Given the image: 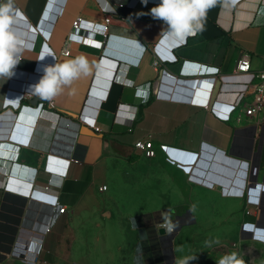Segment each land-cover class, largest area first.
<instances>
[{
  "label": "crops",
  "instance_id": "crops-1",
  "mask_svg": "<svg viewBox=\"0 0 264 264\" xmlns=\"http://www.w3.org/2000/svg\"><path fill=\"white\" fill-rule=\"evenodd\" d=\"M160 3L15 0L23 13L17 30L25 43L14 75L0 78V264H155L149 258L156 246L150 228L156 214L170 208L156 199L176 195L172 182L180 191L183 183L195 194L217 199L215 204L226 206L224 213L258 210L259 223L243 226L248 238L264 242V113L237 121L241 112L233 108L250 80L237 71L240 57L249 54L254 71L264 67V0L217 4L207 14L205 30L184 43L164 35L167 25L152 17L151 9ZM79 17L95 23L111 17L110 35L90 33L65 55ZM128 40H137L143 51ZM79 55L89 61L88 76L50 101L34 93L44 67ZM145 85L146 102L137 96ZM149 138L153 158L135 147ZM38 141L50 147H34ZM99 179L108 182L98 185ZM109 181L117 184L118 195ZM103 186L107 190L101 191ZM112 190L99 199L97 194ZM124 193L150 200L128 209ZM56 202L67 212L45 233ZM126 211L140 226H127L133 241L123 238L124 226L104 241L103 257L95 258L91 249L88 256L76 251L90 245L89 214L105 221ZM195 212L176 217L171 246L159 239L157 264H174L175 242L185 226L196 223ZM186 215L189 222L182 223ZM95 225L103 227L100 221Z\"/></svg>",
  "mask_w": 264,
  "mask_h": 264
},
{
  "label": "rangeland",
  "instance_id": "rangeland-1",
  "mask_svg": "<svg viewBox=\"0 0 264 264\" xmlns=\"http://www.w3.org/2000/svg\"><path fill=\"white\" fill-rule=\"evenodd\" d=\"M104 182H108L107 179H99L97 181L98 185H101ZM110 182V181H109ZM175 185L176 187V195L172 198L166 199H156V201L168 203L169 207L173 209V213L171 216L172 220H175L177 216H183L187 213V211H191L194 207L195 216L197 218L196 223H190V225L185 226L178 235V239L175 242V253L178 258H182L184 256L196 255L195 261L198 259L201 264H216V261L224 254H228L231 252H238L243 257L245 264H264V242L248 238V233L246 230V226L243 225L247 223H259L262 215L258 213V210L251 214L250 208L242 209L243 213H235L228 214L224 213L225 205L223 207H219L216 203L217 199H210L208 195H205L201 192H197L195 194L193 190L183 187V183L181 187L183 190L180 191V187H178L179 183H170ZM110 188L115 187V193L118 195V186L115 182L109 183ZM114 186V187H113ZM179 190V191H178ZM113 193V190L104 194H97L99 199L102 200ZM126 199V203L132 209H138L141 207H145L147 204L144 201H148L150 199H141L134 198L132 195L125 194L122 199ZM118 202L120 198L118 197ZM155 201V199H152ZM228 203V202H227ZM228 205L235 206L236 203H228ZM165 206V205H163ZM168 211L167 209L158 212L156 217L155 225L153 226V237H155L156 246L149 253V258L154 261L155 264L162 261L161 247L159 245V231H157V223L163 220L161 213ZM127 212V211H126ZM250 212V213H249ZM228 214V217L227 215ZM159 215V216H158ZM94 222H92L93 226L89 230H86L87 241L86 243H90L88 247H76L77 252H82L87 254L88 249H91L93 255L95 253L96 256L103 257V249L104 241L106 239H113L115 236V232H118V228L124 229L126 226V231L124 230V237L127 240L133 241L132 232L127 228L130 224L132 229L134 228V216H130V213H123V215H115L112 220H103V218H97L98 215L89 214ZM188 216H184L182 218V223H188ZM250 216V217H249ZM258 220V221H257ZM96 221H100L103 227H97L95 225ZM256 221V222H255ZM125 223V224H124ZM243 227V228H242ZM88 231V232H87ZM252 233V232H250ZM155 235V236H154ZM212 238H219L221 241L218 245H213L211 248L205 246L204 241ZM125 241V240H123ZM182 247V250H180ZM137 246L133 248H127V257H130L134 253V250ZM67 252L72 250V246H68L66 248ZM100 252V253H99ZM102 252V253H101ZM158 253V255L156 254ZM92 255V254H91ZM106 257V254H104ZM88 256V254L86 255ZM128 259V258H127ZM190 263V262H189ZM21 264V263H14Z\"/></svg>",
  "mask_w": 264,
  "mask_h": 264
},
{
  "label": "clouds",
  "instance_id": "clouds-1",
  "mask_svg": "<svg viewBox=\"0 0 264 264\" xmlns=\"http://www.w3.org/2000/svg\"><path fill=\"white\" fill-rule=\"evenodd\" d=\"M146 4L147 0H143ZM234 0H161V3L151 9L154 19L162 20L167 29L162 33L179 43H184L189 37H196L205 30L207 14L210 9L222 4L227 7ZM23 13L16 7L15 0H4L0 3V78H9L14 75V69L19 64L24 50V37L17 30L18 18ZM143 51V46L137 40H128ZM91 68L88 59L83 56L56 62L54 65L44 67V75L39 82L33 85V91L43 100H52L60 95L65 88H71L74 81L82 76H88ZM131 85L132 82H128ZM74 92L75 89H72ZM137 96L145 102L148 99V86L137 89ZM194 207L191 211H194ZM173 209L161 213L164 223L160 225L167 233H172L178 222L171 219ZM219 238L204 241L206 247L220 244ZM182 250V247L181 249ZM196 255L176 258L174 264H189L195 260ZM216 264H245L243 257L238 252L222 255Z\"/></svg>",
  "mask_w": 264,
  "mask_h": 264
},
{
  "label": "built area",
  "instance_id": "built-area-1",
  "mask_svg": "<svg viewBox=\"0 0 264 264\" xmlns=\"http://www.w3.org/2000/svg\"><path fill=\"white\" fill-rule=\"evenodd\" d=\"M110 21L111 17H107L104 23H95L92 21H88L82 17L77 18V20L73 23V30L69 35L67 47L64 49L63 53L65 55H71L72 48L75 46L80 47L81 45H83L86 41L87 35L90 33L104 35L105 37L110 35L108 28ZM159 64V61L155 62V65ZM237 71L242 74L250 75V80L246 83L237 103L233 106L235 111L241 112V114L237 115L236 120L242 121L245 117L257 118L264 113V67L260 70L254 71L252 69L250 55L244 53L238 61ZM51 105L53 106V103H51ZM208 108L209 106H207V109ZM37 143L38 144L33 146L38 149L46 150V147H50L49 143H43L39 141ZM135 147L141 150L142 153L148 158H153L156 155L154 143L151 138L137 141L135 143ZM66 155L68 156L69 160H75L71 153L69 155ZM100 190H107V186H103L102 188H100ZM50 207L53 209L55 217L53 218V221H51L46 226L45 233L50 231L51 226L57 219V216L65 214L67 212V207L65 205H62L60 202H56L55 205ZM175 221L176 218L175 220H173V222L175 223ZM163 223V220L157 223V231H159L160 229H164L163 227H160V225ZM134 228L140 230L139 222L136 223L134 221ZM159 238L161 240L160 234ZM140 251L141 250H139V252Z\"/></svg>",
  "mask_w": 264,
  "mask_h": 264
},
{
  "label": "water",
  "instance_id": "water-1",
  "mask_svg": "<svg viewBox=\"0 0 264 264\" xmlns=\"http://www.w3.org/2000/svg\"><path fill=\"white\" fill-rule=\"evenodd\" d=\"M177 229H178V228H176V230H177ZM176 233H177V232H176ZM176 233H175V234H176ZM159 234H160V236H161V240H166V241H168L169 246L172 245V240H173L175 234H173V235L170 236V237H166V231H165V229H160V230H159ZM161 240H160V242H161ZM168 264H171V261H170Z\"/></svg>",
  "mask_w": 264,
  "mask_h": 264
},
{
  "label": "bare ground",
  "instance_id": "bare-ground-1",
  "mask_svg": "<svg viewBox=\"0 0 264 264\" xmlns=\"http://www.w3.org/2000/svg\"><path fill=\"white\" fill-rule=\"evenodd\" d=\"M176 232H177V230H176V228H175L174 232H172V233H166V237H170V236H172L173 234H175ZM161 243H162V244L165 243V240H161Z\"/></svg>",
  "mask_w": 264,
  "mask_h": 264
},
{
  "label": "flooded vegetation",
  "instance_id": "flooded-vegetation-1",
  "mask_svg": "<svg viewBox=\"0 0 264 264\" xmlns=\"http://www.w3.org/2000/svg\"><path fill=\"white\" fill-rule=\"evenodd\" d=\"M260 227V225H258V228ZM252 229V228H251ZM255 229H257V228H253V230H255ZM256 232V234H261L260 232H258V231H255Z\"/></svg>",
  "mask_w": 264,
  "mask_h": 264
},
{
  "label": "trees",
  "instance_id": "trees-1",
  "mask_svg": "<svg viewBox=\"0 0 264 264\" xmlns=\"http://www.w3.org/2000/svg\"><path fill=\"white\" fill-rule=\"evenodd\" d=\"M151 230H150V232H151V234H152V236H153V232H154V230H153V228H150ZM153 230V231H152ZM155 236V235H154ZM155 241V240H154Z\"/></svg>",
  "mask_w": 264,
  "mask_h": 264
}]
</instances>
